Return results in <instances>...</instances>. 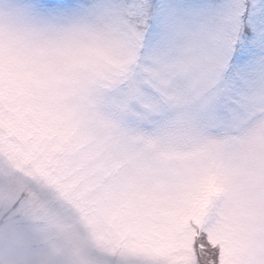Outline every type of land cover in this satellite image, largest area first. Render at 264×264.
Here are the masks:
<instances>
[{"label":"rangeland","instance_id":"obj_1","mask_svg":"<svg viewBox=\"0 0 264 264\" xmlns=\"http://www.w3.org/2000/svg\"><path fill=\"white\" fill-rule=\"evenodd\" d=\"M28 2L0 14V153L17 161L0 175V264L119 262L189 219L222 264L264 241V92L225 123L195 37L154 58L142 34Z\"/></svg>","mask_w":264,"mask_h":264},{"label":"snow or ice","instance_id":"obj_2","mask_svg":"<svg viewBox=\"0 0 264 264\" xmlns=\"http://www.w3.org/2000/svg\"><path fill=\"white\" fill-rule=\"evenodd\" d=\"M26 7L48 20L96 19L142 34L143 52L154 58L184 36L195 37L213 84L208 105L225 123L258 88L264 92V0H29ZM15 163L0 153V175L12 178ZM50 166L41 157L32 162L33 168ZM18 205L8 209L5 220ZM207 227L189 219L170 231L160 251L108 264H222L220 246L213 245ZM244 253L238 264H264V241Z\"/></svg>","mask_w":264,"mask_h":264},{"label":"clouds","instance_id":"obj_3","mask_svg":"<svg viewBox=\"0 0 264 264\" xmlns=\"http://www.w3.org/2000/svg\"><path fill=\"white\" fill-rule=\"evenodd\" d=\"M20 7L16 0H0V14L5 16L15 15Z\"/></svg>","mask_w":264,"mask_h":264}]
</instances>
